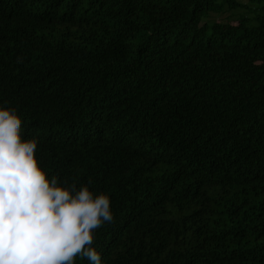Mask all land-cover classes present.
Wrapping results in <instances>:
<instances>
[{"label": "trees", "instance_id": "16d2710c", "mask_svg": "<svg viewBox=\"0 0 264 264\" xmlns=\"http://www.w3.org/2000/svg\"><path fill=\"white\" fill-rule=\"evenodd\" d=\"M0 105L101 264H264V0H0Z\"/></svg>", "mask_w": 264, "mask_h": 264}, {"label": "clouds", "instance_id": "9594fccd", "mask_svg": "<svg viewBox=\"0 0 264 264\" xmlns=\"http://www.w3.org/2000/svg\"><path fill=\"white\" fill-rule=\"evenodd\" d=\"M21 123L0 105V264H75L77 256L101 264L94 232L114 221L109 194L49 176Z\"/></svg>", "mask_w": 264, "mask_h": 264}]
</instances>
